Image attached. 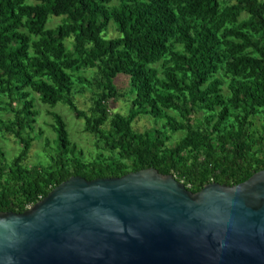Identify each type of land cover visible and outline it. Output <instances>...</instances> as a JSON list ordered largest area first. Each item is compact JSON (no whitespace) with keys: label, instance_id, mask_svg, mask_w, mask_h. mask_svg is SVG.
Returning a JSON list of instances; mask_svg holds the SVG:
<instances>
[{"label":"trees","instance_id":"1","mask_svg":"<svg viewBox=\"0 0 264 264\" xmlns=\"http://www.w3.org/2000/svg\"><path fill=\"white\" fill-rule=\"evenodd\" d=\"M53 18L63 24L48 28ZM111 22L119 37L106 34ZM120 78L132 95L126 115L111 109ZM75 82L92 93L87 111ZM33 94L74 113L103 153L82 158L53 112L50 161L27 166ZM0 113L12 115L0 116V130L20 146L12 162L0 149V213L23 214L73 177L156 169L193 194L240 185L264 171V1L0 0ZM146 116L184 137L172 143L164 130L136 131Z\"/></svg>","mask_w":264,"mask_h":264},{"label":"water","instance_id":"2","mask_svg":"<svg viewBox=\"0 0 264 264\" xmlns=\"http://www.w3.org/2000/svg\"><path fill=\"white\" fill-rule=\"evenodd\" d=\"M0 264H264V171L197 194L156 169L73 177L0 213Z\"/></svg>","mask_w":264,"mask_h":264},{"label":"rangeland","instance_id":"3","mask_svg":"<svg viewBox=\"0 0 264 264\" xmlns=\"http://www.w3.org/2000/svg\"><path fill=\"white\" fill-rule=\"evenodd\" d=\"M28 2L34 3V0H28ZM242 18H246V16H243ZM62 24L63 20L61 18H53L49 22L48 28H56ZM106 34L109 38L119 37L113 22L109 23ZM66 45L71 47V40H68ZM83 75L87 78L91 77V74L89 73H83ZM75 83L74 94L78 106L82 110L87 111L91 106L92 93L87 91L83 94L85 86H82L79 82ZM119 84L121 98L117 99L116 102L111 105V109L114 113L126 115L129 113L130 109V98L132 99V95L129 94V81L126 78H120ZM33 100L35 103V110L38 113L36 116L37 122L34 125L35 131L33 132V137H35L36 141L32 147L29 158L25 161L27 166L32 167L40 164L46 165L50 161V156H52L56 147V135L52 129L53 118L51 113L53 112L60 114L65 119L68 125L71 141L76 145L77 150L81 152L82 158L86 161H92L97 158L100 153H103V151L97 147L95 138L85 132L84 122L78 120L75 114L68 108L58 105L56 108L52 109L50 106L42 104L37 94H33ZM0 116H2L5 121L12 118V115L8 113H0ZM204 116V112L197 113V117L199 118H204ZM164 124V121H157L146 116L137 119L134 123V128L138 132H145L152 128L164 130ZM164 132L170 136L172 143H175L184 137V133L173 135L167 130H164ZM0 149L5 153L8 161L12 162V160L17 157V154L20 151V146L9 135L0 130Z\"/></svg>","mask_w":264,"mask_h":264}]
</instances>
